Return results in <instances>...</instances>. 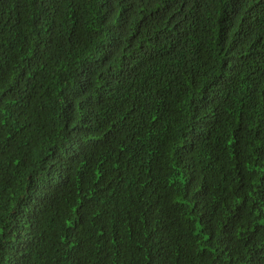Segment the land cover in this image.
<instances>
[{
    "label": "trees",
    "instance_id": "1",
    "mask_svg": "<svg viewBox=\"0 0 264 264\" xmlns=\"http://www.w3.org/2000/svg\"><path fill=\"white\" fill-rule=\"evenodd\" d=\"M0 264H264V0H0Z\"/></svg>",
    "mask_w": 264,
    "mask_h": 264
}]
</instances>
